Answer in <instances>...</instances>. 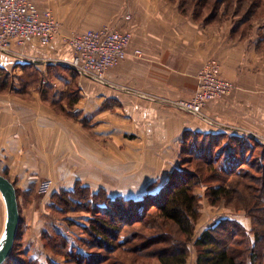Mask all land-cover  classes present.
Here are the masks:
<instances>
[{
  "label": "crops",
  "instance_id": "1",
  "mask_svg": "<svg viewBox=\"0 0 264 264\" xmlns=\"http://www.w3.org/2000/svg\"><path fill=\"white\" fill-rule=\"evenodd\" d=\"M34 2L54 13L62 24L60 34L48 45L34 38L15 45L13 52L0 51V67L11 71L32 66L47 74L50 67L67 65L72 58L65 38L75 32L113 26L130 29L133 36L128 58L108 69L104 80L82 75L76 81L81 101L73 112L79 113L78 122L58 114L33 87L28 97L0 94V173L18 187L43 182L45 161H50L53 170L46 174L50 172L53 183L72 188L81 177L69 169L75 162L68 165L63 159L73 161L76 144L99 167L124 163L147 168V174L157 171L166 181L178 166L187 134L264 139V23L250 28L229 20L207 23L182 13L176 0ZM211 58L220 61L223 76L236 88L209 102L205 119L175 102L196 93L198 73ZM48 81L43 78L42 84ZM6 219L7 208L0 202V239Z\"/></svg>",
  "mask_w": 264,
  "mask_h": 264
},
{
  "label": "trees",
  "instance_id": "2",
  "mask_svg": "<svg viewBox=\"0 0 264 264\" xmlns=\"http://www.w3.org/2000/svg\"><path fill=\"white\" fill-rule=\"evenodd\" d=\"M176 1H179L182 13L207 23L225 21L223 19L225 15H220L222 12L221 4L224 2L227 3L224 14L231 13L233 10V14L236 15L237 12L243 11L242 9L246 7L243 19L239 25H235L236 27L251 21L262 9L261 2L258 0H215L211 6L210 0ZM249 1L250 4H248ZM244 5L245 7H243ZM204 10H208L210 13L205 19L201 17ZM261 41L264 45V30L261 34ZM64 66L70 69L69 65ZM70 70L74 72L73 74L78 73L73 69ZM8 75V71L0 67V93L8 91ZM68 85H71L70 82ZM45 87L50 88L51 86L45 85ZM74 93L75 91L71 92V94ZM76 101L77 99H74L70 106H74ZM182 152L187 154L181 158L183 164L200 162L205 170L202 168V173H199L196 170L176 167L170 172L168 179L159 191L149 193L143 199L120 195L112 198L111 204L117 207L116 210H105L106 217L96 220L90 226V234L99 239L102 243L101 247L111 252L115 253L122 249V251L133 253L137 250L141 251L143 248L131 249L134 246L131 248L127 246L128 244L133 245L138 234L131 232V236L120 239L123 228L128 226L129 230L133 231L132 225L136 223H142L144 227L147 226L148 228L165 225L170 227L174 234L171 231H166L165 234H157L151 241V243H168L165 248H160L157 251L159 264H187L190 243L192 242L197 248L198 264H264L262 261L264 259V215L259 216L254 213L255 210H252L255 209L254 206L262 205L263 210L260 211L264 212V139L240 134L193 133L186 135ZM248 166L261 170L263 177L261 184L256 186L251 184L253 183L250 182L251 174L246 172L245 168ZM4 175L8 176L7 174ZM231 176L236 177L235 181H230ZM253 177L257 178L255 175ZM214 180L217 181V184H208ZM205 183L208 184V194L214 204H217L222 197L234 199L237 194L238 198H241L244 208L252 215L253 228L249 230L239 220L227 217L216 221L194 239L196 225L201 216L200 203L195 188ZM14 184L16 186L15 182ZM255 188L258 189L257 192ZM16 189L20 203V190L17 186ZM57 195L59 200V204L55 202L57 207L60 204L63 207L64 205L79 203L74 199L75 190L73 189L64 188ZM258 200L260 202H256ZM142 203H146L145 205L150 203V206L145 210L144 205L139 206ZM127 206L128 209L125 208ZM98 207L109 208L107 204ZM22 222L13 252L5 264H39L38 256L40 254L35 256L30 254L31 249L29 247L22 248ZM96 222L99 225H96ZM45 233L46 236L49 235L50 239L52 238L50 232L45 231ZM229 241L232 244H229ZM44 245L49 251L55 254L60 253L52 244L45 242ZM67 247L64 245L62 251L66 252V256L68 255L66 264L70 263V259H73L72 261L76 264H102L108 260L110 264H128L119 254L106 258V256L102 257L101 254L88 252L85 247H77L72 244L71 251ZM74 249H77L76 252ZM74 253L77 259L69 257ZM48 264L65 263H58L55 259L48 258Z\"/></svg>",
  "mask_w": 264,
  "mask_h": 264
},
{
  "label": "rangeland",
  "instance_id": "3",
  "mask_svg": "<svg viewBox=\"0 0 264 264\" xmlns=\"http://www.w3.org/2000/svg\"><path fill=\"white\" fill-rule=\"evenodd\" d=\"M258 1L261 2L262 9L258 11L251 21L245 23L246 28L248 25H250L249 28L252 27L254 23H264V0ZM214 2L215 0H210V6ZM250 3L251 2L249 1L248 4ZM226 6L227 3L225 2L221 4L222 12H220V15H225L223 16L225 21L229 20L234 23V25H239L243 19L244 11L247 9L245 5L243 6L245 7L242 9L243 11L237 12L236 15L233 14V10H231V13L224 14ZM193 8L192 10H194ZM203 13L204 14L201 17L204 19L210 14L208 10H204ZM70 69L65 66H53L52 68L50 67L49 73L47 74L36 70L32 66H26L20 70L13 69L10 71L6 69L9 73L8 91L3 92V94L11 93L28 97L30 96L29 91L31 90V87H33L40 92L43 101L51 106L58 114L66 117L73 116L75 118L74 120L78 122V119L80 120L79 113H74L73 111H75L76 107L80 106L81 93L80 89H78V82L76 81L82 76V74H73L74 72ZM43 78L49 79L48 85H52L53 87L46 88L45 85L42 84ZM66 80L70 82V86L68 83L65 84ZM53 83L56 85H53ZM39 85H41V87ZM72 90L75 91L76 95L75 93L71 94V92H74ZM74 99H77L76 104L74 106H70V103L74 101ZM83 126L88 127L86 124L82 123V127ZM86 153L87 152L83 150L81 144H76V148L74 150L75 158H73V161L72 159L65 160L66 157L63 159L64 162H68V165L75 162L74 166H71L69 169L72 170V173L75 175H78L81 178L83 177V179L80 178L76 180L75 183H72V188H66L67 190H75V195L73 196L74 199L79 202L78 204H63V207H61V204L58 207L56 206L55 202L59 204L57 193L62 192L65 187L59 188L61 184L59 182L53 183V178L51 175H48L50 172L46 174V170H53L49 163L50 161H45L46 167L44 168V177H42L45 178V180L43 182L40 184H33L29 187V189H22L23 187H18L16 185L20 190V205L23 216V236L21 238L23 243L22 248L25 249V247H29V249H31L30 254H34L35 256L40 254L38 256L39 264H48V258L55 259L58 263L66 264L68 255L66 256V252L62 251L64 249V245H67L68 250L71 251L72 244L77 247H85L88 252L101 254L102 257L106 256V258L112 256L114 257L119 254L124 260H126V262H128V264H159L156 255L157 251L160 248H165L168 243H151V241H153L152 239L157 234H165L166 231L170 232V227L165 225L158 227L160 226L158 225L148 228L147 226L144 227L142 223H136L132 225L134 227L133 231H130L128 226L123 228L124 230L120 235V239H123L126 236H131V232H136V234H138V238L134 241L133 245L128 244L127 246L130 248L131 246H134L131 249L140 247L143 248L141 251L137 250L133 253L122 251V249L116 251L115 253L111 252L106 248L101 247L102 243L97 237L90 234L89 231L91 228L90 226H92L96 220L106 217L105 210H116L117 207H114L111 204L112 198L120 195L123 197H132L134 199H143L147 194L159 191L166 182L165 179H162V177H160L161 173H158L157 171L152 173L149 172V174H147V168L139 167L137 169L134 168V166H123L125 165L124 163L114 167V162H111L108 163V166L105 169L104 167H99L98 161L95 160L94 162L92 158L93 156L90 158ZM183 156H187V154L181 151L178 157L177 167L196 170L199 173H202V168L205 170V167L202 166L203 164L200 162L183 164L181 160ZM91 164L94 166L92 167ZM65 165L66 166L62 168L63 172L64 170L65 172L67 171V164ZM245 168L247 170L246 172L251 174L250 182H253L251 184L253 186L261 184V179L263 178L261 170L251 166ZM253 175L257 178L253 177ZM7 177L9 178V176ZM94 179L97 180L94 181ZM98 179L104 180L99 181ZM235 179L236 177L231 176L230 181L233 182ZM44 182L50 183V188L46 192L41 191V185ZM208 184L215 185L217 184V181L214 180ZM208 184H201L195 188V193L197 194L200 203L201 216L196 225L194 239L216 221L227 217L239 220L249 230H251L253 228V218L248 210L244 208V205L240 200L241 198H238L237 194L234 196V199L222 197L217 204H214L208 194ZM54 189H56V191H53ZM255 190L256 192L258 191L257 188H255ZM54 196L57 197L54 198ZM0 199L3 210H5V201L1 192ZM89 201H91V203H88ZM256 202L260 201L258 200ZM143 203L139 204V206L144 205L146 210V208L150 206V203H148V205H145L147 201L145 204ZM106 204L109 206L108 209L98 207L99 205L105 206ZM254 207L255 209H252L255 210L254 213L259 216L264 215V212L260 211L263 210L262 205H256ZM125 208L128 209V206ZM96 225L99 224L96 222ZM45 231L50 232V235L52 236L51 239L49 238V235L46 236ZM167 237H169V235H167ZM45 242L52 244V246H54V248H56L60 253L55 254L52 251H49L44 245ZM229 244H232V242L229 241ZM76 250L77 249H74L75 252ZM69 257L77 259L75 253L69 255ZM72 260L73 259H70L69 264H76ZM262 261L264 262V259ZM102 264H110V261L108 260ZM187 264H198L197 248L193 242L190 243V252Z\"/></svg>",
  "mask_w": 264,
  "mask_h": 264
},
{
  "label": "built area",
  "instance_id": "4",
  "mask_svg": "<svg viewBox=\"0 0 264 264\" xmlns=\"http://www.w3.org/2000/svg\"><path fill=\"white\" fill-rule=\"evenodd\" d=\"M130 18V16H127ZM62 24L51 10H41L34 0H0V51L13 52L15 45L23 46L30 39L48 45L61 32ZM133 32L104 26L75 32L65 38L73 50L71 59L64 63L74 71L104 80L108 69L128 58ZM135 54L141 56L140 50ZM44 83L47 80L43 81ZM236 85L222 74L218 59L211 58L198 73L196 93L175 104L194 115H204L205 106L230 94ZM50 188L49 182L41 185V191Z\"/></svg>",
  "mask_w": 264,
  "mask_h": 264
},
{
  "label": "water",
  "instance_id": "5",
  "mask_svg": "<svg viewBox=\"0 0 264 264\" xmlns=\"http://www.w3.org/2000/svg\"><path fill=\"white\" fill-rule=\"evenodd\" d=\"M0 192L7 208L5 229L0 239V264H4L13 252L22 216L16 186L2 173H0Z\"/></svg>",
  "mask_w": 264,
  "mask_h": 264
}]
</instances>
